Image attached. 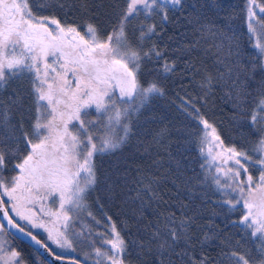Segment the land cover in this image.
I'll list each match as a JSON object with an SVG mask.
<instances>
[{"label":"snow or ice","instance_id":"snow-or-ice-1","mask_svg":"<svg viewBox=\"0 0 264 264\" xmlns=\"http://www.w3.org/2000/svg\"><path fill=\"white\" fill-rule=\"evenodd\" d=\"M254 7L264 13V3L248 0L247 7L248 31L255 38L258 63L249 68L237 59L232 66L225 65L227 71L218 77L203 70L199 81L205 103L217 85L221 87L234 110L236 126L255 138L251 147L254 155L234 146L225 147L215 124L193 100L180 98L182 107L191 108L183 110L202 125L197 137L203 158L201 168L218 157L223 158V164L231 161L238 166L225 170L223 164H218L217 175L212 177L225 196L218 202L221 211L214 209L212 215L225 217L224 228L214 219L200 223L204 213L199 205L193 208L191 195L189 203L180 201L174 209L159 212L155 220L140 227V221L146 219L145 209L160 197L154 187L157 179L138 178L132 199L140 201L137 227L143 235L132 238L131 245L139 264H214L207 252L213 246L220 247L215 264H223L225 258L228 264H264V81L256 96L247 91L250 73L257 68L264 73V16L257 19ZM40 8L67 11L72 4L71 0H40L34 11L32 0H0V213L6 221L0 222V234L7 235L9 229H15L54 260L63 261L48 243L19 221L42 229L56 247L76 251L67 222L69 214L82 209L89 192L96 190L94 158L119 152L137 136L146 108L154 98L165 95L160 78L176 72V61L166 59L164 50L152 40L159 35L156 24L141 22L138 34L132 36L128 28L140 16L159 15L161 22H166L170 11L183 10L184 0H125L122 8L114 4V19H110L107 32H101L98 23L86 21L82 33L80 25L62 24L55 16L38 15ZM204 28L211 31L212 26L201 25L197 31L203 35ZM146 43L151 46L145 48ZM198 45L199 41H195L184 52L191 54ZM232 55L229 46V56ZM235 55L239 57L238 52ZM149 62L160 66L149 68ZM216 63L223 61L218 58ZM191 70L202 71L189 61L186 72ZM24 80L30 83L27 92L23 90ZM17 115L18 120L14 119ZM26 119L29 128L25 127ZM166 135V129L160 130L153 143L159 145ZM217 148L219 152L215 151ZM245 162L257 166L258 177L249 174ZM175 164L180 169V161ZM9 168L14 174H6ZM241 171L246 179H240ZM222 172L226 178L223 184L219 178ZM188 180L195 181L196 177ZM188 191L194 193V189ZM144 194H150V198L146 200ZM49 200L51 206H46ZM5 204L10 205L12 214ZM236 211L241 215L232 219L230 214ZM229 226L250 245L244 252L236 250V246H242L241 239L233 245L234 237L225 231ZM110 233L104 240L110 250L102 252L96 248L95 255L102 259L95 264H132L128 259L129 243L114 223ZM0 262L26 264L20 252L6 249L2 242ZM38 264L44 262L39 260ZM68 264L80 261L73 259Z\"/></svg>","mask_w":264,"mask_h":264},{"label":"trees","instance_id":"trees-1","mask_svg":"<svg viewBox=\"0 0 264 264\" xmlns=\"http://www.w3.org/2000/svg\"><path fill=\"white\" fill-rule=\"evenodd\" d=\"M39 2L40 0H32L34 11L38 8ZM256 3H264V0H256ZM71 4L72 8L67 11L58 8H40L37 14L55 16L62 24L80 25L81 29L84 28L86 21L96 22L100 25L101 32H107L111 27L110 19H114L113 5L118 4L122 8L125 0H71ZM247 7L248 0H184L183 10L170 11L166 22L162 23L159 15L140 16L128 28L129 35L132 36L134 33L138 34L137 30L141 22L156 24L159 35L153 36L152 40L164 50L166 59L176 61L175 74L160 78L165 95L154 98L146 108L140 117L137 136L119 152L97 155L94 158L98 185L96 190L89 192L86 202L94 212L100 211L104 216L110 217L111 223L121 231V235L129 243L131 255L128 259L132 264L139 262L131 245V239L143 235L138 232L137 227L140 201L132 199L136 196L138 185L135 181L138 178L146 179L151 176L157 179L158 184L154 187L160 197L151 202V208L145 209L146 219L140 221V227L149 220H155L159 212L169 208L174 209L180 201L189 203L191 195L193 208L199 205L204 213L199 218V222L206 223L209 219H214L220 228H224L225 217L212 215L214 209L217 212L221 211L218 202L225 198L224 193L216 188L212 180L213 176L211 177L206 165L204 169L200 166L203 158L198 151L197 137L202 127L183 110V107L189 110L191 108L190 105L182 107L183 102L180 98L193 100L206 118L215 124L225 147L234 146L238 151L245 150L252 154L251 147L255 138L249 136L245 129L236 126L233 120L234 110L227 102L221 87L217 85L207 97V103L201 99L203 90L199 87L205 69L214 77H218L220 72L227 71L225 65L232 66L237 59L249 68L252 64L258 63V53L253 46V37L248 31ZM260 16H264V13L258 12V18ZM201 25L212 26L211 31L204 28L202 35L197 31ZM195 41H199L198 48L191 54L185 53L184 49ZM150 46L151 43L145 44V48ZM229 46L233 51L232 56H229ZM237 52L239 57L235 55ZM218 58L223 63H216ZM189 61L202 71L186 72ZM159 66V63L148 64L149 68L154 69H158ZM250 75L252 78L247 82V91L256 96L257 89L264 81V73L257 68ZM22 84L25 92L30 90L28 80H24ZM4 98L7 99V94ZM14 119L18 120L19 116H15ZM25 127H30L27 119ZM162 129L167 130L166 137L159 145L154 144L153 137ZM145 148L148 149L147 152L144 151ZM176 160L180 161V169L176 167ZM247 167L249 174L254 178L258 177L259 172L254 166L248 164ZM6 174L14 173L9 168ZM193 176L196 177L195 181L188 180ZM205 176H207L206 181ZM224 179L222 178L225 182ZM190 188L194 189V193H189ZM144 196L146 200L150 198V194ZM2 199L6 200L4 197ZM46 206H51V203ZM5 207L11 214L9 204H5ZM230 215L232 219H236L241 212L236 211ZM19 223L47 243L43 234L32 231L20 221ZM225 231L230 232L234 237L232 241L234 246L235 240L241 239L242 246H236L237 251L244 252L250 247L236 229L229 226ZM7 236L11 241V248L20 252L26 264H38L39 260L44 264H50L28 244L10 233ZM49 246L52 248L50 244ZM207 252L215 264L219 259L220 247H210ZM75 256L74 258L88 264L76 254ZM223 264H228L226 258Z\"/></svg>","mask_w":264,"mask_h":264},{"label":"rangeland","instance_id":"rangeland-1","mask_svg":"<svg viewBox=\"0 0 264 264\" xmlns=\"http://www.w3.org/2000/svg\"><path fill=\"white\" fill-rule=\"evenodd\" d=\"M254 11L259 12L258 8L254 7ZM258 19V16H257ZM249 22V20H248ZM254 26L259 28V25L256 24V21L253 20ZM54 28L55 26L52 25ZM83 33L84 28L80 29ZM253 42H255V38L253 37ZM69 78H71V73H69ZM202 127V125H201ZM216 152H219L220 150L217 148L215 149ZM218 164H223V158L218 157L217 161L215 162H209L206 164L207 169L209 170L211 177L216 176L217 173L215 172V167ZM246 166L250 163L245 162ZM252 165V164H250ZM238 167L233 164V162L229 161L228 164H223V167L225 170L227 167ZM253 166V165H252ZM257 169V166H254ZM219 178L221 179V183L226 182V178L224 176V173L219 174ZM222 178H225V182L222 180ZM240 179H246V175L241 171V177ZM225 192L230 191L229 189H225ZM7 200V197H4ZM50 204L51 201H46L45 204ZM85 206L82 209H76L73 212H71L70 219L67 222L69 224V235L73 239L74 247L76 251L71 250H64L56 247V245L52 244L47 239V233L44 232L42 229H35L32 228L30 225H28L24 221L22 222L26 227L30 228L32 231H37L41 234H43L45 240L47 243H49L54 251L64 257H76L75 254L82 260H84L88 264H95L97 259H102L101 257H97L95 255V249L99 248L102 252L110 250V245H107L104 243V240L109 238L110 233V225L112 224L108 217L104 216L100 211H97L98 213L94 212L91 207L87 204L86 200L84 202ZM98 208V207H97ZM10 213L11 208L9 205ZM99 209V208H98ZM37 212H39V207L35 209ZM89 212L91 215H89ZM12 214V213H11ZM47 219V217H45ZM99 221V223H97ZM0 242L4 243V247L11 248V241L9 240L8 236L5 234H0ZM12 249V248H11ZM85 256L88 257V259H85ZM0 264H3V262H0ZM103 264H107V261H104Z\"/></svg>","mask_w":264,"mask_h":264},{"label":"water","instance_id":"water-1","mask_svg":"<svg viewBox=\"0 0 264 264\" xmlns=\"http://www.w3.org/2000/svg\"><path fill=\"white\" fill-rule=\"evenodd\" d=\"M0 222L6 223V221L3 220V214L0 213ZM27 230V229H26ZM8 232L13 235L14 237L18 238L19 240L23 241L24 243L28 244L31 246L33 249H35L40 255L44 257V259L49 262L50 264H68V261L76 259V258H69V257H64L63 261H57L54 260L51 256H49L43 249H41L38 245L34 243V241L31 240L30 237L23 235L22 233L17 232L15 229H9ZM34 234V233H33ZM35 235V234H34ZM40 239L39 237H37ZM41 240V239H40ZM80 261V260H79ZM80 264H85L80 261Z\"/></svg>","mask_w":264,"mask_h":264}]
</instances>
